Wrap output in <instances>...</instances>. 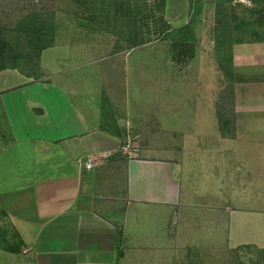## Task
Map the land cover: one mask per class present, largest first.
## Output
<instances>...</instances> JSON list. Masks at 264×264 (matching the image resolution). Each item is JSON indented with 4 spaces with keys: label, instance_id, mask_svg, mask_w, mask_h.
I'll use <instances>...</instances> for the list:
<instances>
[{
    "label": "rangeland",
    "instance_id": "374dc122",
    "mask_svg": "<svg viewBox=\"0 0 264 264\" xmlns=\"http://www.w3.org/2000/svg\"><path fill=\"white\" fill-rule=\"evenodd\" d=\"M256 1L167 0L165 20L172 29L193 22L191 34H153L133 46L134 30L124 22L86 28L69 14L75 10L71 0H34L55 13V43L42 52L39 69L26 71L35 72L36 80L58 72L60 80L87 89L102 108V126L120 140L121 158L176 159L185 150L212 147L223 137L220 109L233 119V138L244 139L231 157L234 164L245 163L242 170L232 169L231 177L230 170H220L216 178L209 171L210 198L217 196L210 216L195 217L199 209L179 214L176 239H168V264H264V70L255 57L264 44V3ZM233 16L247 25L235 29L223 41L226 51L218 52L219 21ZM149 26L154 29L152 20ZM227 53L235 75L232 98ZM243 55L249 58H237ZM13 175L9 171L4 181L15 182ZM10 227L2 217L0 228Z\"/></svg>",
    "mask_w": 264,
    "mask_h": 264
},
{
    "label": "crops",
    "instance_id": "0c3cea01",
    "mask_svg": "<svg viewBox=\"0 0 264 264\" xmlns=\"http://www.w3.org/2000/svg\"><path fill=\"white\" fill-rule=\"evenodd\" d=\"M49 75L0 72V213L25 244L18 254L0 248V264H168L179 214L210 216L217 196L210 198L209 171L242 170L231 157L244 139L218 137L176 159L127 160L87 89Z\"/></svg>",
    "mask_w": 264,
    "mask_h": 264
},
{
    "label": "trees",
    "instance_id": "16d2710c",
    "mask_svg": "<svg viewBox=\"0 0 264 264\" xmlns=\"http://www.w3.org/2000/svg\"><path fill=\"white\" fill-rule=\"evenodd\" d=\"M75 10L70 12L74 18L82 22V27L89 28L97 24H115L124 22L131 27L134 34L130 36L133 46L149 41L148 36L158 34L165 39L190 33L192 26L188 23L182 28L172 29L165 20L164 13L167 0H71ZM193 2V0H190ZM230 2L231 0H222ZM264 3V0H261ZM254 4L257 1L254 0ZM55 13L52 8L38 7L34 0H0V72L17 70L28 76H36L35 72H28L26 68L39 69L41 54L55 43ZM153 21L154 29L149 26ZM257 23V21H256ZM234 24V26H233ZM247 25L246 20L237 16L227 17L219 21L221 29L217 39L218 52H225L224 42L230 41L235 29ZM223 26V27H222ZM239 30V29H238ZM191 34V33H190ZM147 38H146V37ZM230 43V42H229ZM228 54V53H227ZM220 62L223 60H219ZM221 62V64H223ZM229 69H224L228 91L232 98L234 73L232 57L228 54ZM218 112L220 131L223 137H233L232 120H228L225 111ZM4 213H0V219ZM119 232L118 234H120ZM0 248L4 251L18 254L25 248V244L18 232L13 228H0Z\"/></svg>",
    "mask_w": 264,
    "mask_h": 264
},
{
    "label": "built area",
    "instance_id": "2783aa9c",
    "mask_svg": "<svg viewBox=\"0 0 264 264\" xmlns=\"http://www.w3.org/2000/svg\"><path fill=\"white\" fill-rule=\"evenodd\" d=\"M88 168L90 167L89 165H86Z\"/></svg>",
    "mask_w": 264,
    "mask_h": 264
}]
</instances>
